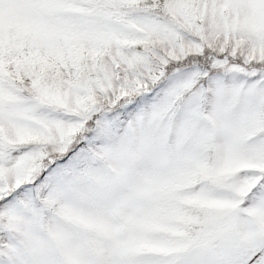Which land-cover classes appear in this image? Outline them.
I'll return each mask as SVG.
<instances>
[{
	"label": "snow or ice",
	"instance_id": "1",
	"mask_svg": "<svg viewBox=\"0 0 264 264\" xmlns=\"http://www.w3.org/2000/svg\"><path fill=\"white\" fill-rule=\"evenodd\" d=\"M0 264H264V0H0Z\"/></svg>",
	"mask_w": 264,
	"mask_h": 264
}]
</instances>
